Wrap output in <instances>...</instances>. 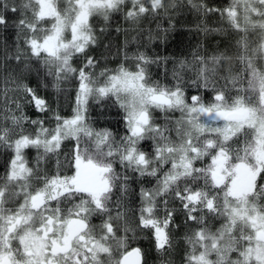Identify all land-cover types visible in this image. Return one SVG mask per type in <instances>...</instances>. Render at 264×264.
<instances>
[{
	"label": "snow or ice",
	"instance_id": "6c2138e0",
	"mask_svg": "<svg viewBox=\"0 0 264 264\" xmlns=\"http://www.w3.org/2000/svg\"><path fill=\"white\" fill-rule=\"evenodd\" d=\"M185 8L222 26L196 24L190 59L150 52ZM114 14L135 35L114 29L109 69ZM169 62L172 87L150 72ZM109 105L123 132L96 127ZM0 155V264H264V0H0Z\"/></svg>",
	"mask_w": 264,
	"mask_h": 264
},
{
	"label": "trees",
	"instance_id": "16d2710c",
	"mask_svg": "<svg viewBox=\"0 0 264 264\" xmlns=\"http://www.w3.org/2000/svg\"><path fill=\"white\" fill-rule=\"evenodd\" d=\"M216 4H226L228 0H214ZM91 23H93L96 27V30L99 31L101 27L104 26V21L100 17H93L90 20ZM162 27L168 28L169 27V21L167 18H163L159 21ZM197 23H206L209 27L215 28L220 27L221 21L218 16H213L206 21H200L198 20L196 14L194 12H189L186 8L182 10L181 13L174 14L172 19V24L174 25V28L169 32V38L166 44H161L159 46L153 45L152 48L149 50L150 52L154 49L156 52H158L161 56L169 57L170 61L172 59L180 60L185 57L191 58V52L193 51L195 45L198 41H201L204 39L203 35L201 33H198L195 31L196 24ZM157 21H142V25L144 27H151L152 29L156 28ZM120 27L121 29H128V36L129 38L132 35H135V31L133 30L134 26L130 21H126L122 14H114L111 21H110V27L105 32L104 35V44L111 43L112 45V54H109L108 50L104 48L103 46H100L96 48V50L93 52V55L99 59L101 66H106L109 69H115L119 66V64L122 61V56L116 55V46L120 44L124 38L125 33L121 31L120 33L115 32V28ZM188 28H192L193 31H188ZM214 35L208 37V42L210 43V50L211 48H214L216 44L221 41L225 40L232 44H234L235 39H237V34L235 33H228L226 35ZM132 50H135V45L130 46ZM235 49H230L231 51H234ZM131 67V64L127 65ZM173 63L169 62L167 64V74H165V66L163 64L160 65H152L150 68V72L152 75V79L154 81H159L161 85H167L169 87H172L175 84V80L172 76V70H173ZM239 68V64L234 65V70ZM190 75V74H189ZM186 94L190 97L193 94H196L195 89H187ZM200 94L203 96L205 103L211 102L212 100V94L211 92H204L201 90ZM41 95H44L43 92H41ZM26 113L32 117L35 118V113L32 108H26ZM60 111L62 114L68 115L71 112V108L69 106V101L66 99H61L60 102ZM93 118H96L99 116V113L101 109L97 106L93 110ZM104 114L102 116H99V121L96 124V127L98 128H111L113 131H120L123 132V124L117 123L121 120V115H117L118 109L116 107H113L109 105L104 110ZM180 113L176 112L173 116V119L179 118ZM67 143V142H66ZM71 144H68L69 149L71 148ZM35 150H29L27 153L28 159L32 161L35 157ZM5 157L3 155H0V166L3 165ZM201 166V165H197ZM0 174H2V167H0ZM151 187V185H148ZM135 187V186H134ZM138 191V189H137ZM93 223H99L98 220H93ZM220 226L219 222H216L213 226V230L215 228H218ZM144 247H147V244H144ZM149 264H155V261L152 259V255L148 257ZM177 264H180V259L177 257Z\"/></svg>",
	"mask_w": 264,
	"mask_h": 264
}]
</instances>
